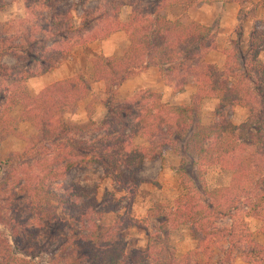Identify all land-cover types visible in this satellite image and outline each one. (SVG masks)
Listing matches in <instances>:
<instances>
[{
    "label": "trees",
    "instance_id": "16d2710c",
    "mask_svg": "<svg viewBox=\"0 0 264 264\" xmlns=\"http://www.w3.org/2000/svg\"><path fill=\"white\" fill-rule=\"evenodd\" d=\"M26 1L31 5L34 0ZM63 2L53 0L50 13L51 9L53 13L60 11ZM111 2V10L117 11L111 18L94 16L92 11L82 17V25L90 27L95 21H106L101 30L91 35V40L106 38L120 30L126 31L130 40L129 49L122 57L100 54L94 59L93 81L106 84V114L101 121L94 118L95 110L91 106H87L85 122L66 118L67 113L77 110L80 101L96 97L92 81L84 74L55 82L38 95L28 88L30 78L52 71L58 66V58L71 54V48L62 52L58 38L50 44L43 38L33 39L32 35L24 43L0 38V81L9 85L4 94L0 93V148L12 134L28 143L24 151L12 152L0 163L7 166L3 170L0 195L10 193L1 196L8 202L25 199L27 209L38 222L37 228H30L31 215L26 222L18 216L11 230L16 248L25 256H36L31 240L48 229L55 237L67 241L64 248H75L71 252L74 257L71 264H234V253L241 245L247 261L264 264V245L254 239L249 225V218L264 217L262 36L257 35L246 46L240 24L239 37L232 47L223 50L227 60L219 68L205 60L210 51L218 49L217 23L208 26L195 20L169 19L164 14L171 5L191 7L200 0H146L144 6L139 5L142 0L139 4ZM126 5L132 11L128 21L123 22L118 16ZM4 9L0 0V11ZM62 13L71 16L66 10ZM243 13L242 9L241 18ZM59 24L65 26V22ZM73 27L82 31L71 24L70 28ZM38 29L44 31L41 26ZM66 30H57L55 35L64 38ZM7 56L16 58L18 65L11 68L4 63ZM151 65L160 68L167 84L172 83L171 79L179 81L175 92L183 91L191 81L196 84L198 89L191 102L171 105L164 102L160 92L148 89L127 99L120 98V86L146 72ZM215 97H220L218 119L205 125L204 101ZM19 105L23 106L21 119L38 130L31 137L19 132L11 115ZM236 106L248 109L247 120L239 125L225 114ZM87 133H100V136L89 140L84 136ZM138 139L146 140V145L139 144ZM168 148L181 157L178 171L186 193L174 204H156L142 220L127 213L113 224H104V213L111 210L101 208L94 191L59 192L49 185L50 179H61L75 168L99 165L118 192L131 194L133 203L145 163L164 157ZM30 158L35 161L33 169L20 170ZM187 165L194 171L192 174ZM214 165L232 173L229 185L215 188L207 185L201 169ZM185 175L189 180H184ZM10 183L20 187L11 192ZM120 209L116 207L113 211ZM224 217L230 219V225L218 226V220ZM182 225L189 227L197 246L178 255L163 243L165 234ZM131 227L149 231L147 250L127 252L122 232ZM1 236L0 232V264H16L18 260L28 264L27 258L19 259L12 250L11 240ZM220 242L226 246L223 245L221 255L216 258L215 248ZM160 244L163 245L158 248Z\"/></svg>",
    "mask_w": 264,
    "mask_h": 264
},
{
    "label": "rangeland",
    "instance_id": "374dc122",
    "mask_svg": "<svg viewBox=\"0 0 264 264\" xmlns=\"http://www.w3.org/2000/svg\"><path fill=\"white\" fill-rule=\"evenodd\" d=\"M111 1L112 0H65V2L60 4V11L53 13L54 10L51 9L52 13H50V8H53L51 4L53 0H34L31 5L28 4L26 0H3L5 9L0 11V38L12 39L17 43H24L26 40H28V38H31L30 35H32L33 39L43 38L45 41H49V44L53 42L52 40H54V38H58V42L61 44L62 52L65 49L71 48L72 54H78L84 45L87 46L89 43L104 39L99 38L96 40H91L92 38L90 37H92L93 33H95L97 30H101L104 24L106 25V21H95L92 27L82 25V17L87 12L92 11L94 16L105 15V17L111 18L117 12H113V10H111ZM118 1H126L129 3L136 1V3L139 4V0ZM139 5H146V0H142ZM65 10L70 12V17H68L67 14L62 13ZM131 11V6H124L120 10V14L118 16L119 19L121 21H127L130 17ZM55 14H58V16L54 18ZM109 19L108 21L111 20ZM61 21L65 22V26H60L59 22ZM71 24H75V26H78L82 31L74 30V27L71 29ZM40 26L44 29V31H37L40 30L38 29ZM60 29H67L66 37L62 38L55 35V32ZM262 39L264 40V38ZM66 58L60 57L58 60L59 62H62ZM94 59L95 58H93V61ZM3 61L11 68L18 65V60L12 56L5 57ZM171 82L172 83H169V85L173 87L174 90L180 85L179 81L177 80L171 79ZM189 84L190 82L187 85ZM7 86L9 85L4 83V81H0V93L4 94ZM164 97L165 96H163L164 102H167V100L170 99L169 95V98L165 97L164 99ZM103 103L104 100H102L100 97L89 96L85 100H82L78 103L77 110L73 114L67 113L66 118L75 122H82L85 118V114L87 113V106H91L95 110V118L98 121H101V119H103L105 116V112H103ZM170 104L175 105L172 103ZM22 110L23 106L19 105L11 111V115L17 121L19 132L25 137H31L36 134L38 130L29 121L21 119ZM225 114L229 120L232 122L234 121L239 125L247 120L248 109L241 106H236L229 112L227 110ZM213 118L214 115L211 117V123L218 119V117H215L214 119ZM84 136L91 140L96 136H100V133H87ZM137 142L139 144L146 145V140L144 139H138ZM27 144V141L23 137L14 134L7 136L0 148V163L3 162L12 152L24 151L27 147ZM174 154V150L168 148L165 153V157L158 158L153 161H147L145 163L142 171L139 174L141 183L138 186V194L133 199V203L131 194L127 193V191H123L121 193L118 192L116 190L118 187H116L111 178L105 177L104 170L99 165H90L87 168L82 169L75 168L61 179H50L51 181L49 182V185L59 192H65L66 189H69V191L73 192L81 190L94 191L98 201L101 204V208H109L111 210L104 213V224H113L114 222L118 221L120 217L125 216L127 213V215H132L135 217L137 216L136 218L142 220L143 218H146L150 209L156 204H174L179 196H181L183 193H186V190L181 184L182 177L180 172H178V174H174L173 177L176 179L174 183H171L169 179L168 183L166 184L170 189L167 188L161 190L160 192L158 189L159 187L154 191L146 190V183L153 182L154 184H157V186L159 185V181L157 179L161 175L162 172L160 170L161 168H164L165 164H167L169 167V164L175 165L176 161H179V159ZM28 161L29 162L24 163L20 170L31 171L33 169L35 162L34 159L30 158ZM187 166L189 172L192 174L194 171H192L191 166ZM6 167L7 166L2 167L0 165V184L3 180V170ZM201 175L206 181L207 185L211 188L229 185L232 178V173L230 171L216 165L203 167L201 169ZM183 178L186 181L189 180V177L186 175L183 176ZM10 186L12 188L11 192L17 191L20 187V185H14L13 183H10ZM9 194L10 193H3L0 195V232L2 233V239L9 238L11 240L12 250L18 255V258H27L29 261L28 264H71L72 260L74 259L73 255H71V252H73L75 248H73V246L64 248L67 241L64 242L60 238L55 237L54 234L48 229L39 235L37 234L36 238L31 240L32 246H34L35 252H37L36 256H25L20 250H18V248H16L11 230L14 228V224L16 223L18 216L22 221L26 222V219L29 218L31 214L30 210L27 209L25 199H18L8 202L6 199L1 197L3 195L8 196ZM116 207H120L121 209L119 211H113V209ZM146 210H148L147 214ZM61 212H63V210H61ZM62 218L66 219V216L63 215ZM93 219L95 220L97 217H94ZM230 223L231 221L228 217L221 218L217 222L218 226L221 227L228 226ZM28 224L30 228L38 227V222H36L35 217L32 215L28 220ZM78 225L82 226L81 223H78ZM25 233L28 236L26 231ZM122 236L125 239L126 250L128 253H131L134 250H146L148 247L150 233L145 228H128L122 232ZM25 239H27V237H25ZM164 240L165 241L163 244L170 246L178 255H182L183 253L189 251L192 246H195V239L191 236L189 227L187 225H182L177 229H171L169 233L165 234ZM163 244L158 245V248H160ZM37 246L38 249L36 248ZM222 246L223 244L220 242L219 245H217V248H215V256H217V258L221 255L220 249ZM237 252L240 251L238 250ZM63 256H65V258H62ZM16 264L24 263L18 260Z\"/></svg>",
    "mask_w": 264,
    "mask_h": 264
},
{
    "label": "crops",
    "instance_id": "0c3cea01",
    "mask_svg": "<svg viewBox=\"0 0 264 264\" xmlns=\"http://www.w3.org/2000/svg\"><path fill=\"white\" fill-rule=\"evenodd\" d=\"M242 9L244 10V13L241 18L240 13ZM251 10L253 11L250 14ZM164 14L169 19L176 20L183 18L188 20H195L208 26L217 23L219 26L217 36L218 49L210 51L206 55L205 60L207 63L217 65L219 68H223L227 60L223 50L232 47L234 41L239 37L237 30L240 24L242 26V37L245 41L246 46L248 45V42L256 38L257 35L264 38V0H242L241 2L236 0H200L199 3L195 4L192 7L181 4L171 5L164 10ZM129 46L130 40L127 32L124 30L116 31L112 33L110 37L108 36L102 40L94 41L92 43H89L87 46L84 45V47L79 51L78 54L71 53L70 55L66 56L68 58L64 57L66 59H64L62 62H59L58 66L52 71L30 78L28 80L29 82H27V85L29 84L30 86H28V88L33 95H38L47 86L55 82L72 78L80 73H85V77H87L88 80L92 81L91 86L95 96L100 97L105 102L107 98L105 82L93 81V58H96L94 56H98L100 54H104L108 57L120 58L129 49ZM260 57L262 60H264V43L261 47ZM142 89L160 92L162 94V97H168L169 95L170 99L167 100L169 104L172 103L175 105H186L191 102V97L196 93L198 86L191 81L189 85H186L183 91L175 92L174 88L167 84L162 77L160 68L156 65H151V67L146 72H142L139 75L125 81L119 88V95L120 98L127 99ZM219 107L220 97L209 98L204 101L202 114L203 124H211V117L213 115L214 118L217 117V110L219 109ZM232 108L234 107H231L229 109L232 110ZM229 109L228 112L230 111ZM103 112H105L106 114L105 105ZM87 120L88 112L85 114L83 122ZM233 123L235 122L233 121ZM174 155L179 159V161H176L175 165L169 164V167L167 164H165L164 168H161L160 171L162 173L157 179L159 181V185L157 186V184H154L153 182L146 183V190L154 191L159 187L158 189L160 192L161 190L167 188L170 189L166 184L168 183L169 179L171 183L175 182L176 179L173 176L174 174H178V167L181 164V157H179L176 153ZM147 211L148 210H146V214ZM249 225L254 239L264 245V217L249 218ZM223 245L226 246L225 243ZM196 246L197 240L195 239V246H192L191 249H194ZM222 247L220 249V253L222 252ZM238 250L240 252H237ZM237 251L234 253V264H260L249 262L244 258L243 245H241L237 249Z\"/></svg>",
    "mask_w": 264,
    "mask_h": 264
}]
</instances>
